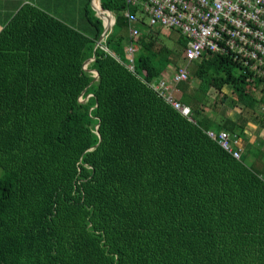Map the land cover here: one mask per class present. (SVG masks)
Here are the masks:
<instances>
[{"label": "trees", "instance_id": "1", "mask_svg": "<svg viewBox=\"0 0 264 264\" xmlns=\"http://www.w3.org/2000/svg\"><path fill=\"white\" fill-rule=\"evenodd\" d=\"M91 4V34L31 3L0 30V264H264V148L246 153L242 113L205 111L212 89L258 108L264 79L205 54L180 84L188 118L151 84L187 38L133 7L132 40L127 1L101 0L115 24L97 45ZM208 130L239 136L240 157Z\"/></svg>", "mask_w": 264, "mask_h": 264}, {"label": "built area", "instance_id": "2", "mask_svg": "<svg viewBox=\"0 0 264 264\" xmlns=\"http://www.w3.org/2000/svg\"><path fill=\"white\" fill-rule=\"evenodd\" d=\"M125 15L130 21V37L136 39L140 30L139 16L131 11L137 8L146 15L152 27L175 31L187 38L183 47L186 65L171 66L170 75L151 83L153 88L176 110L191 118L189 105L175 97L173 91L189 79V65L205 54L228 55L255 76L264 79V0H126ZM130 70H135V45L126 47ZM170 70V69H169ZM176 88V89H175ZM222 147L240 157L239 138L227 131L208 130Z\"/></svg>", "mask_w": 264, "mask_h": 264}, {"label": "rangeland", "instance_id": "3", "mask_svg": "<svg viewBox=\"0 0 264 264\" xmlns=\"http://www.w3.org/2000/svg\"><path fill=\"white\" fill-rule=\"evenodd\" d=\"M85 4H86V0H71V1L69 0L66 3L64 2L62 8L57 7L55 9L54 14H56V15H54V16H60L62 18V20L66 21V22H69L75 28H77V29H79L82 32H85L87 34H91L93 32L94 28L91 26V24L87 21V19L84 16V6H85ZM50 8H52V7H50ZM94 11L96 12V10H94ZM99 13H100V15H102L103 18H105L103 11H99ZM96 15H98L97 12H96ZM1 26H2V21L0 23V28H1ZM164 32H167V30H164ZM178 36H179L178 33L174 32V33H171L169 39L173 40V39H176ZM174 48H175V50L177 52V55H178L177 64L178 65H186L187 63H186V61L184 59L183 49L181 48V46L175 44ZM172 67H174V65H172ZM189 69H190V65H189ZM171 70H172L171 68H170V70H167L168 71L167 74L170 75L171 73H169V71H171ZM161 78H162V76H161ZM185 83H186V81H185ZM185 83L181 82L180 84L184 85ZM180 84H179L178 90H176V91L174 90L173 91L175 97H178L179 96L178 93L181 94V92H182V88H180ZM179 89H180V92H179ZM193 89H194L193 83H188L187 86H186V90L188 92H192ZM256 96L258 98H261L262 96H264V93L262 91H257ZM209 97H210V102L207 105L209 107L205 109V111L207 113H216L218 111L222 112L225 115H230V114L236 115V113H239V114L242 113V115L244 117L249 119L248 123L249 122H252L254 124L257 123L256 125L259 124V120H260V118H262V115H263V112H264V98H263V103L258 108H256V109L246 108L245 110H243L241 107H237L235 109H231L228 106L227 103H223L222 102L221 96L217 95V91L215 89H212L209 92ZM219 100H221V101H219ZM262 129H264V128H260V130L257 131V132L259 133ZM257 132H256V136H257ZM246 135L251 137V135H249L248 133ZM263 140H264V135H261V140L259 142H255V141L251 142L252 143L251 147L253 149H257V148L262 146V148H260V149H263L264 145H263V143H261V142H263ZM246 153H250L251 154L250 150H247Z\"/></svg>", "mask_w": 264, "mask_h": 264}, {"label": "crops", "instance_id": "4", "mask_svg": "<svg viewBox=\"0 0 264 264\" xmlns=\"http://www.w3.org/2000/svg\"><path fill=\"white\" fill-rule=\"evenodd\" d=\"M69 0H0V23L2 21V26L0 28V30L7 24V22L13 17V15L21 8L22 5L26 4V3H31L34 4L36 6H39L43 9H45L46 11L50 12L53 15L54 11L57 7L62 8L64 2H68ZM71 1V0H70ZM52 7V8H50ZM60 19H62L60 16H56ZM69 23V22H67ZM70 24V23H69ZM72 25V24H70ZM73 26V25H72ZM257 126V127H256ZM260 128L258 125L249 122L247 123V131L246 134L248 133L250 136L245 135V137L248 140V143L252 144L251 142H259L261 140V135H264V129H262L259 133L257 131H259ZM256 132H257V136H256ZM264 145V140L263 142ZM246 144L244 145L245 148ZM251 147V146H249ZM261 147L257 148V149H253L251 147V154L250 156H252L253 158L256 157L258 155V153L261 151ZM253 149V150H252Z\"/></svg>", "mask_w": 264, "mask_h": 264}, {"label": "water", "instance_id": "5", "mask_svg": "<svg viewBox=\"0 0 264 264\" xmlns=\"http://www.w3.org/2000/svg\"><path fill=\"white\" fill-rule=\"evenodd\" d=\"M100 2V6L102 8V10L106 11V12H109L110 14H112L113 16V22L110 23V25H107L106 22L104 21V18L102 17V15H100L99 13V8L95 5L94 3V0H92V7L94 8V10H96V12L98 13V16H100L102 19H103V24H104V31H103V34L100 38V40L98 41L97 45H99L103 40L104 38L107 36V34L112 30V27L113 25L115 24V16L113 15V12L109 11V10H106L102 7L101 5V0H99ZM94 60V57L92 59H90L89 61L86 62V65L89 64L90 61ZM96 73V76H95V80L98 78L99 76V73L97 71H95ZM81 101H84V99L81 97Z\"/></svg>", "mask_w": 264, "mask_h": 264}, {"label": "bare ground", "instance_id": "6", "mask_svg": "<svg viewBox=\"0 0 264 264\" xmlns=\"http://www.w3.org/2000/svg\"><path fill=\"white\" fill-rule=\"evenodd\" d=\"M94 3H95V5L99 8V11H104V10H102V8H101V6H100V2H99V0H94ZM143 17V16H142ZM108 22H109V24L111 23V22H113V16L112 15H110V17L108 18ZM167 37V36H166ZM180 38H181V36H180ZM171 40V39H170ZM181 40V39H180ZM185 40H187V39H185ZM136 43V42H135ZM186 44V43H185ZM140 51V50H139ZM121 55V54H120ZM209 57V56H208ZM225 58V57H224ZM229 58V57H228ZM229 62V61H228ZM235 64V63H234ZM237 68V67H236ZM237 71V70H236ZM235 73V72H234ZM242 73V72H241ZM240 73H238V75H239ZM240 77V76H239ZM202 80V79H201ZM223 80V79H222ZM221 82V81H220ZM257 82V81H256ZM228 83V82H227ZM228 90V89H227ZM234 91V90H233ZM250 91V90H249ZM226 96V95H225ZM221 99H222V97H221ZM255 100V99H254ZM219 101H221V100H219ZM250 101V100H249ZM251 102V101H250ZM255 102V101H254ZM170 104V103H169ZM213 104V103H212ZM209 107V106H208ZM239 109V108H238ZM237 114V113H236ZM264 115V114H263ZM217 119V118H216ZM253 121V120H252ZM225 122H227V121H225ZM224 122V123H225ZM217 123V122H216ZM257 124V123H256ZM235 126V125H234ZM246 126V125H245ZM233 128V127H232ZM232 128H231V130H232ZM237 134V133H236ZM239 137V136H238ZM247 139V138H246ZM247 145V144H246ZM243 149V148H242ZM251 150V149H250ZM253 150V149H252ZM263 161V160H262Z\"/></svg>", "mask_w": 264, "mask_h": 264}]
</instances>
